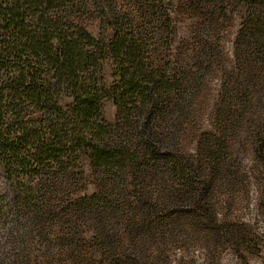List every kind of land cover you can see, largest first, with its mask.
<instances>
[{
	"label": "trees",
	"instance_id": "16d2710c",
	"mask_svg": "<svg viewBox=\"0 0 264 264\" xmlns=\"http://www.w3.org/2000/svg\"><path fill=\"white\" fill-rule=\"evenodd\" d=\"M92 6L98 38L84 25ZM236 12L228 67L218 37ZM215 88L217 132L199 135ZM63 98L72 104L64 108ZM106 102L114 123L104 118ZM253 117L264 121V0H0V181L9 214L45 226L54 195L82 181L86 159L101 192L72 202L68 219L102 223L109 214L130 229L159 230L178 213H200L231 157L232 133L245 122L257 127Z\"/></svg>",
	"mask_w": 264,
	"mask_h": 264
},
{
	"label": "rangeland",
	"instance_id": "374dc122",
	"mask_svg": "<svg viewBox=\"0 0 264 264\" xmlns=\"http://www.w3.org/2000/svg\"><path fill=\"white\" fill-rule=\"evenodd\" d=\"M95 10L92 6L84 25L98 38L102 23ZM239 27L236 12L218 37L222 64L228 67ZM113 35L107 30L105 37L110 41ZM112 76L113 64L108 62L104 67L106 86L113 83ZM215 83L217 79L214 87ZM217 89H212L210 106L203 107L199 135L217 132L212 119ZM71 104V99L61 100L64 108ZM103 113L114 123L112 103H105ZM250 119L258 126L245 122L232 133L231 157L225 160L221 176H216L209 197L201 201L200 213H178L153 232L130 229L115 215H104L102 223L91 215L73 221L65 216L72 202L101 192L86 159L81 161L82 181L54 195L55 218L49 215V223L43 227L8 213L0 181V264H264V133L259 138L264 121Z\"/></svg>",
	"mask_w": 264,
	"mask_h": 264
}]
</instances>
